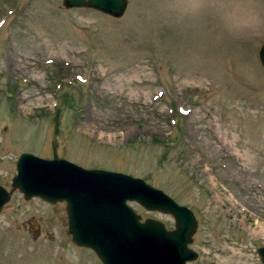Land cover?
I'll return each instance as SVG.
<instances>
[{"label":"rangeland","instance_id":"obj_1","mask_svg":"<svg viewBox=\"0 0 264 264\" xmlns=\"http://www.w3.org/2000/svg\"><path fill=\"white\" fill-rule=\"evenodd\" d=\"M264 0H0V184L21 153L144 178L198 218L187 264H264ZM175 228L171 214L129 202ZM0 264H103L67 203L0 211Z\"/></svg>","mask_w":264,"mask_h":264},{"label":"water","instance_id":"obj_2","mask_svg":"<svg viewBox=\"0 0 264 264\" xmlns=\"http://www.w3.org/2000/svg\"><path fill=\"white\" fill-rule=\"evenodd\" d=\"M63 5L121 18L129 0H63ZM259 59L264 68V43ZM16 190L27 200L65 201L73 240L92 248L104 264H187L199 257L190 247L199 224L194 211L141 177L23 152L11 189L0 184V211ZM129 202L173 215L175 228L154 218L142 221ZM258 253L264 263V246Z\"/></svg>","mask_w":264,"mask_h":264}]
</instances>
